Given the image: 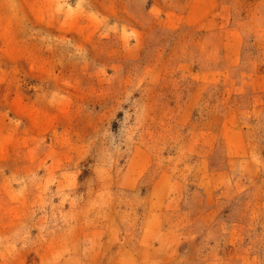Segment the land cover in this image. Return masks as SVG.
<instances>
[{"label":"rangeland","instance_id":"374dc122","mask_svg":"<svg viewBox=\"0 0 264 264\" xmlns=\"http://www.w3.org/2000/svg\"><path fill=\"white\" fill-rule=\"evenodd\" d=\"M0 264H264V0H0Z\"/></svg>","mask_w":264,"mask_h":264}]
</instances>
